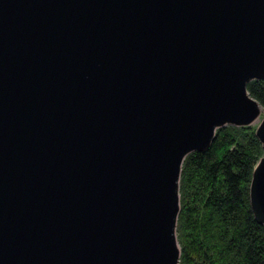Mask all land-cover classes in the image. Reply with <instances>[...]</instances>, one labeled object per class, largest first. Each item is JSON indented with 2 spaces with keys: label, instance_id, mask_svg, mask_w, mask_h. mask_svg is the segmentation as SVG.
Masks as SVG:
<instances>
[{
  "label": "water",
  "instance_id": "95a60500",
  "mask_svg": "<svg viewBox=\"0 0 264 264\" xmlns=\"http://www.w3.org/2000/svg\"><path fill=\"white\" fill-rule=\"evenodd\" d=\"M263 76L264 0H0V264H177L181 160Z\"/></svg>",
  "mask_w": 264,
  "mask_h": 264
},
{
  "label": "trees",
  "instance_id": "16d2710c",
  "mask_svg": "<svg viewBox=\"0 0 264 264\" xmlns=\"http://www.w3.org/2000/svg\"><path fill=\"white\" fill-rule=\"evenodd\" d=\"M264 109V76L246 82ZM262 154L255 128L226 123L203 150L180 164L178 264H264V225L249 201L252 169Z\"/></svg>",
  "mask_w": 264,
  "mask_h": 264
},
{
  "label": "rangeland",
  "instance_id": "374dc122",
  "mask_svg": "<svg viewBox=\"0 0 264 264\" xmlns=\"http://www.w3.org/2000/svg\"><path fill=\"white\" fill-rule=\"evenodd\" d=\"M264 115V109L261 107V112L258 116V118L256 120H254L252 123H250V125L255 128L258 121L260 120V118ZM175 240H176V243L178 245V248H179V252H180V247H181V243H180V239H179V235H178V231H177V228H176V224H175ZM178 264V262H177Z\"/></svg>",
  "mask_w": 264,
  "mask_h": 264
}]
</instances>
